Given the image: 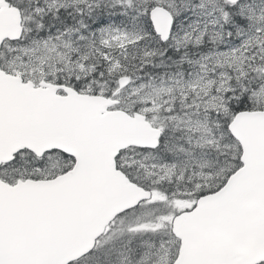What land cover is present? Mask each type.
I'll return each instance as SVG.
<instances>
[{
    "label": "water",
    "instance_id": "obj_1",
    "mask_svg": "<svg viewBox=\"0 0 264 264\" xmlns=\"http://www.w3.org/2000/svg\"><path fill=\"white\" fill-rule=\"evenodd\" d=\"M151 20L167 41L172 16L157 8ZM21 23L20 11L0 0V50L20 38ZM59 89L66 95L58 96ZM116 103L44 83L35 89L0 68V166L25 150L39 158L59 151L75 160L54 180L13 186L0 180V264L76 262L117 216L150 198L117 169L116 158L132 147L156 149L160 132L142 116L109 112ZM231 130L244 167L174 220L182 243L174 264L264 263V114H240Z\"/></svg>",
    "mask_w": 264,
    "mask_h": 264
},
{
    "label": "rangeland",
    "instance_id": "obj_2",
    "mask_svg": "<svg viewBox=\"0 0 264 264\" xmlns=\"http://www.w3.org/2000/svg\"><path fill=\"white\" fill-rule=\"evenodd\" d=\"M43 1L47 4L49 2L52 7H45L46 12L83 3L80 0H63V3L61 0ZM117 1L120 4L116 5L113 11L121 9L120 11L123 10V13L127 14L112 16L118 18L120 21L118 25L121 27H106L99 32L96 31L97 35L94 33V28L87 25L81 27L77 22V27L71 28L74 31L67 29L65 32L59 31L46 37L37 36L28 45H19L10 50L11 68L16 72H24L28 80L36 83L47 81L52 77L57 79L60 74L65 78L67 76L71 78L73 75L81 78L89 70V66L84 62L85 58H91L92 55L94 57L97 52H102L105 48L115 47L123 51L129 46L136 45V42L145 38L143 36L145 32L131 23L134 21L143 24L142 20L148 15V9L161 7L168 10L178 18L180 29L179 34L172 37L167 45L168 48L175 47L174 49L178 51L191 48L189 51L195 50V52L198 48V52L201 53L196 54L190 62H183L187 65L191 64V70L185 68L183 70L185 73L173 70L152 81L139 78L133 81L127 90L120 93V98L124 101L120 109L131 114L132 112L140 113L148 117L157 128L167 132L162 152L128 151L119 158L120 165L127 168L135 180L146 182L149 186L173 184L182 193L187 192L186 194L193 189L199 192L203 186L199 184L201 180L212 178L218 183L224 172L236 166L234 159L238 151L237 146L232 143L223 128L226 125V119L228 120L233 113H236L229 107L230 97L227 91L233 87L231 81H238L235 79V74L243 84L242 88L246 85L247 76H250L251 82L257 80L256 73L261 71L257 68L258 63H264V41L255 45L251 40L248 43L249 48L246 44H238L237 49L227 52L199 51L203 48L201 47L203 44L208 46V43L212 42L219 45L218 49H221V44L228 46L221 50L230 48V43L220 41L218 31L214 30L220 18H227L225 10L229 4L226 0H196V2L195 0H136L135 7L130 0L125 2L115 0V3ZM69 3L72 5L69 6ZM258 4L260 11H264V0H246L238 11L244 15L249 13V19L253 20L252 26L256 25L257 32H264V16H260L264 13H255L253 9L247 7ZM201 8L208 14L202 13ZM80 20L87 22L85 19ZM229 23L234 24V22ZM250 51L256 53L247 59L246 54ZM231 53L235 55V58L229 62L227 57ZM199 57H205L204 61H201L200 67H196L192 72L195 66L192 63L194 60L198 61ZM246 63L248 65H245ZM169 67L173 68L172 65ZM221 68L226 69L224 73H220ZM236 84L237 91H245L237 88L240 82ZM216 92H218L217 96ZM231 92H234L232 88ZM255 98L264 104V86ZM23 160V163L15 168L28 170L34 175L30 177L43 180L54 179L62 174L65 166H70L68 160L57 155H51L43 165L31 162L26 156ZM209 165L217 169L216 175L210 176ZM158 193L153 200L154 203L164 201L162 194ZM186 207H191L189 201H177L174 207L164 204L159 211L165 214L160 215L159 218H154V214L157 213L150 211H145L140 217L136 214L131 221L132 229L130 225L126 226V230L119 237L122 238L118 243L119 247H110L113 244L112 241L109 242V244L112 243L110 246L105 247L107 248L105 252L110 250L117 256L113 258L112 264H170L175 256L176 242L168 232V223L171 221L172 213ZM144 218L154 220L147 225L143 222ZM125 221L126 219L122 217L117 225L119 223L124 225ZM117 225L115 232L118 229ZM136 228L142 229L139 232L143 234L149 233L146 236L140 235L137 241L135 236H131L133 229L136 230ZM132 241L135 243L130 244ZM111 257L112 255L103 257L101 264H105Z\"/></svg>",
    "mask_w": 264,
    "mask_h": 264
},
{
    "label": "trees",
    "instance_id": "obj_3",
    "mask_svg": "<svg viewBox=\"0 0 264 264\" xmlns=\"http://www.w3.org/2000/svg\"><path fill=\"white\" fill-rule=\"evenodd\" d=\"M121 1H125V0H121ZM131 1H133L132 3L134 5V0H131ZM113 2H114L113 3L114 5L111 4L110 8L106 6L103 9L104 11L100 10L101 18H103L104 16L110 17V15L113 14V12H111L112 11L111 6L113 5L115 7L116 5L120 4L119 1H117L115 3V0H113ZM105 10L106 11L108 10V11L106 12ZM231 14H233V16H235V11L232 10ZM32 17L33 16L29 17V16H26V14H24L25 33L28 32L30 29L32 30V28L35 29L36 31H39V32H45V31L56 32L57 30L60 31V30L66 28L68 26H71V24L73 23L70 18H68L66 16H60V15L54 16V17L50 16V18L49 17H39V16H36V17L34 16L33 18ZM235 17H237V16H235ZM34 21L36 23H33ZM142 21L144 22L142 24V27L144 28L145 36H146V39L144 42H137L136 45H133L130 48L123 50V51L120 48H115V47L105 48L106 46H103L105 49L102 52H97L96 56H94V57L91 56V59L89 57L84 59L86 62L88 61L89 65L91 66L89 72H87L86 74H84L82 76V77H84L82 79L84 82L82 80L81 81L79 80L78 81L79 83H78L74 79H70L69 81L66 82V80H64V78L62 76H60L57 79V83L58 84L65 83L67 85H70L72 82L73 83L72 86L76 90H80V89H84L83 84L87 82L90 85V92H93V94H102L108 98L113 97L115 95V93L118 91V80L121 77L129 76L132 78H137L138 75L141 76L143 74L144 64L147 61H149V59L154 57L155 60L161 61L166 55V54L164 55V53L161 54V51L167 47L165 45H162L161 43H159L157 37L154 34V30H153V27L151 25L149 16H147ZM117 23H118V20H117L116 24ZM40 29H42V31ZM54 29H56V30H54ZM141 44H143V45L140 46ZM157 45L160 47H158ZM139 51H140V53H139ZM174 51H177V50H174ZM135 52H137V53H135ZM177 52H179V51H177ZM143 53H144V55H143ZM145 54L146 55L148 54V55L146 56ZM141 56H143V57H141ZM7 58H8V54H7V49L5 46L3 48V50L0 52V63L2 64L3 68H6V66H7ZM136 71H138V72H136ZM97 81L99 84L97 83V85H95ZM112 84H114L113 85L114 87L112 86ZM101 85H103V86H101ZM104 85H105V88H104ZM110 87H113V88H110ZM242 97L239 96L238 103L233 104V105H238L237 108L241 107V109H238L237 111L239 112V111H244V110H248V111L252 110L253 109V107L251 106L252 103H251V105H249L251 101H249V99L247 98V95L244 94ZM240 102H241V104H240ZM246 102H247L248 106H246ZM51 155L61 156L64 159L68 160L70 166H65L62 173L67 172L68 170L71 169V167L73 165V160L70 158H67L66 156H64L60 153H52L50 155L45 156L43 159H38L33 154L28 153V152H24V153H22L16 157V160L13 164L8 165V166H2L0 168V178L2 180H4L5 182H7L8 184H14L19 180H25V179H35V180L40 179V178H36V177H30V176H34V175L31 174L28 170H25L23 168L22 169H16L15 167L18 166V164L23 163L24 156H26L28 159H30L31 162H38L39 164L43 165L45 160L49 159ZM131 179L134 180L133 177ZM134 181L138 185H140L146 189H149V187L144 182H141V181L138 182L136 180H134ZM160 191L165 195H168L171 192L170 189L166 185H164L162 187V190H160ZM170 206L174 207L173 205H170ZM158 209H160L159 206L157 207L156 205L151 204L149 202V203H146L145 206L143 205L139 209L132 211L131 213L125 215L123 217V219H126V221L124 222V225H123V223H121V224L119 223L117 225V223L120 221V220H118L111 227V230L100 240L95 251L91 255L87 256L86 258H84V259H82V260H80L74 264H101V262L103 261V257H105V258H106V256L110 257V255H112V257L110 259H108L105 264H112L114 261L113 258L115 257V254H114V252H111L110 250L105 252V250L107 249L105 247L110 246L112 243L113 244L110 247H112V246L113 247H119L118 243L122 239L119 237H121L122 232H124L126 230V226L130 225V228H131V221L136 214H139V217H140V215L142 213H144L145 211H150L151 213H157V214H154V216H153L154 218L155 217L159 218L160 215L165 214V213L160 212ZM173 214H177V211L172 213L171 215H173ZM153 220H154L153 218H144L143 222L148 225ZM116 225L118 228L117 232H115ZM168 226H169V230H170L171 229V221H169ZM131 236H135L134 233ZM135 237L138 239V236H135ZM111 241H112V243L109 244V242H111ZM134 243L135 242L132 241L130 244H134ZM107 254H110V255H107ZM176 255H177V252H176Z\"/></svg>",
    "mask_w": 264,
    "mask_h": 264
},
{
    "label": "bare ground",
    "instance_id": "obj_4",
    "mask_svg": "<svg viewBox=\"0 0 264 264\" xmlns=\"http://www.w3.org/2000/svg\"><path fill=\"white\" fill-rule=\"evenodd\" d=\"M56 1V0H55ZM67 1V0H66ZM121 1V0H120ZM52 2H54V0L52 1ZM57 2V1H56ZM62 2H63V0H62ZM125 2V1H124ZM195 2H196V0H195ZM59 3V2H58ZM61 3V2H60ZM65 3V2H64ZM71 3H73V2H71ZM71 3H69V6H70V4ZM77 3V2H76ZM123 3V2H122ZM48 4H49V2H48ZM125 4V3H124ZM33 5H34V2H30L29 4H27V7L28 8H31V7H33ZM72 5V4H71ZM77 5V4H76ZM119 5V4H118ZM62 6V5H61ZM75 6V5H74ZM123 6V5H122ZM51 7V6H50ZM49 8V7H48ZM52 8V7H51ZM61 8V7H60ZM127 8V7H126ZM125 9V8H124ZM128 9V8H127ZM54 10V9H53ZM58 10H59V8H58ZM121 10V9H120ZM119 10V11H120ZM104 11V10H103ZM106 11V10H105ZM108 11V10H107ZM106 11V12H107ZM123 11V10H122ZM129 11V10H128ZM117 12V11H116ZM125 12H127V11H125ZM103 13V12H102ZM105 13V12H104ZM109 13V12H108ZM101 14V13H100ZM115 16V15H114ZM116 16H118V14L116 15ZM34 17V16H33ZM32 17V18H33ZM36 17V16H35ZM40 17V16H39ZM42 17V16H41ZM112 17V16H111ZM49 18H50V16H49ZM83 20V19H82ZM84 21V20H83ZM98 21V20H97ZM41 22V21H40ZM43 22V21H42ZM85 22V21H84ZM183 22V21H182ZM33 23H36L35 21L33 22ZM83 23V22H82ZM36 25V24H35ZM72 25V24H71ZM85 27V26H84ZM246 28V26H245V24L244 23H242V22H240V21H235L234 22V24L232 25L231 23H228L227 24V29L229 30V35H230V38L233 40V42L234 43H236V44H239L240 42H241V37H240V35H241V33L243 32V30ZM33 29V28H32ZM38 29V28H37ZM65 29V28H64ZM72 29H74V28H72ZM71 29V30H72ZM88 29V28H87ZM41 31H42V29H40ZM44 30V29H43ZM54 30H56V29H54ZM91 30H93V29H91ZM235 30L236 31H238V32H240V33H237V34H234V32H235ZM58 31V30H57ZM72 31H74V30H72ZM90 31V30H89ZM88 31V32H89ZM94 31V30H93ZM65 32V31H64ZM99 32V31H98ZM58 33V32H57ZM95 33V32H94ZM54 34H55V32H54ZM60 34V33H59ZM68 34V33H67ZM87 34V33H86ZM89 34V33H88ZM97 35H98V33H96ZM42 37V36H41ZM70 38V37H69ZM35 39V38H34ZM206 41L208 42V38H206ZM152 42V41H151ZM206 42V43H207ZM150 43V42H149ZM143 44H141L140 46H142ZM200 45V44H199ZM205 44H203L202 46H204ZM153 46V45H152ZM158 46V45H157ZM194 46V45H193ZM218 44H215L214 42H212V43H208V46H206V50L205 51H207V53L209 52V53H212V52H214V51H218L219 49H218ZM149 47V46H148ZM154 47V46H153ZM158 47H160V46H158ZM162 47V46H161ZM190 47H192L191 45H190ZM200 47V46H199ZM156 48V47H155ZM163 48V47H162ZM175 48V47H174ZM174 48H164L162 51H161V54L162 53H164V55H165V57L161 60V61H157V60H155V58L153 57V58H151V59H149V61H147L145 64H144V68H143V74L140 76V79H146V80H153V79H155V78H157V77H162L163 75H165V73L166 72H169L170 73V71H183V70H185V68H187L188 69V67H187V64L186 63H188V62H190V60H193V57H195L196 56V54H198V53H201V52H195V50H192V51H189L191 48H189V47H187V48H189V49H187V50H183V49H181V51H180V53L179 52H177V51H174V50H176V49H174ZM221 48V47H220ZM67 49V48H66ZM140 49V48H139ZM148 49V48H147ZM146 49V50H147ZM152 49V48H151ZM157 49V48H156ZM79 50V49H78ZM81 50V49H80ZM145 50V51H146ZM200 50V49H199ZM97 51V50H96ZM197 51H198V48H197ZM74 52V51H73ZM76 52H78V51H76ZM121 52V51H120ZM135 53H137V52H135ZM134 53V54H135ZM139 53H140V51H139ZM205 53V52H204ZM149 54V53H148ZM147 54V55H148ZM99 55V54H98ZM119 55V54H118ZM143 55H144V53H143ZM146 55V54H145ZM146 55V56H147ZM202 55V54H201ZM93 56V55H92ZM159 56V55H158ZM157 56V57H158ZM197 56H199V55H197ZM204 56V55H203ZM246 56H247V59H250L251 58V53H248V54H246ZM141 57H143V56H141ZM156 57V58H157ZM161 57V56H160ZM198 58V57H197ZM159 59V58H158ZM182 59V60H181ZM252 60V59H251ZM195 61V60H194ZM197 61V60H196ZM183 62H186V63H183ZM251 63H254V61H250ZM169 65H172L173 66V68H169ZM191 65V64H190ZM189 65V66H190ZM245 65H248V63H246ZM234 68H237V66H233ZM191 70V69H190ZM216 71V70H215ZM230 71H232V70H230ZM136 72H138V71H136ZM135 72V73H136ZM184 72V71H183ZM219 72V71H218ZM235 73H236V71H234ZM132 73V72H131ZM173 73V72H172ZM177 73H179V72H177ZM185 73V72H184ZM192 73V72H191ZM216 73V72H215ZM231 73V72H230ZM234 73V74H235ZM241 73H243V72H241ZM137 74V73H136ZM187 74V73H186ZM217 74V73H216ZM222 75V74H221ZM229 75H231V74H229ZM139 76V75H138ZM219 76V75H218ZM232 76V75H231ZM234 76V75H233ZM60 77V76H59ZM84 78V77H83ZM235 79H237L238 81L237 82H240V86H237V88H239V89H242V90H245L244 92H242V93H244L245 94V92L246 93H249V92H251V93H254L255 92V89L257 88V86H258V80H255L254 82H251L250 81V76H247V78L245 79V86L242 88V86H243V84L241 83V81L239 80V78H238V76L235 74ZM63 80V79H62ZM145 80V81H146ZM232 80H234V79H232ZM81 81V80H80ZM83 81V80H82ZM103 81V80H102ZM84 82V81H83ZM79 83V82H78ZM82 83V82H81ZM87 83V82H86ZM97 83H98V81L96 82V84L95 85H97ZM99 84V83H98ZM94 85V86H95ZM114 84H112V86H113ZM101 86H103V85H101ZM107 86V85H106ZM98 87V86H97ZM109 87V86H108ZM114 87V86H113ZM113 87H110V88H113ZM104 88H105V85H104ZM246 95V94H245ZM228 96L230 97V94H228ZM240 97H242V96H240ZM231 98V97H230ZM243 98V97H242ZM245 99V98H244ZM233 103H238V99L236 98V97H233ZM251 103L252 102H250V104L249 105H251ZM240 104H241V102H240ZM246 106H248L247 105V102H246ZM252 106V105H251ZM250 106V107H251ZM238 107V105H232L231 106V109L233 110V111H235L236 113H238V109H241V107L240 108H237ZM253 107V106H252Z\"/></svg>",
    "mask_w": 264,
    "mask_h": 264
},
{
    "label": "flooded vegetation",
    "instance_id": "obj_5",
    "mask_svg": "<svg viewBox=\"0 0 264 264\" xmlns=\"http://www.w3.org/2000/svg\"><path fill=\"white\" fill-rule=\"evenodd\" d=\"M237 33H239V32L235 30L234 34H237ZM169 68H170V67H169Z\"/></svg>",
    "mask_w": 264,
    "mask_h": 264
}]
</instances>
